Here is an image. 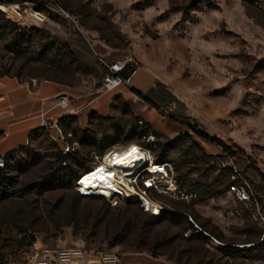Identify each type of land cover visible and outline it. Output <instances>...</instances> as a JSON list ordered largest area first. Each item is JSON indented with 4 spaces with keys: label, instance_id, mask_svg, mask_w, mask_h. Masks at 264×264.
<instances>
[{
    "label": "rangeland",
    "instance_id": "obj_1",
    "mask_svg": "<svg viewBox=\"0 0 264 264\" xmlns=\"http://www.w3.org/2000/svg\"><path fill=\"white\" fill-rule=\"evenodd\" d=\"M7 1L0 5V77L48 79L70 93L86 87L95 97L103 93L106 72L97 55L106 58L109 51L107 61L136 71L128 84L105 93L111 103L102 116L109 119L92 117L83 129L77 119L65 123L70 126H59L63 140L58 142L50 137H57L53 130L38 129L6 159L9 166L0 176V264H23L35 251L67 247L118 253L121 264H153L148 258L264 264V250H244L260 239L255 233L264 229V212L239 202L230 190L233 184L250 196L256 188L264 194V0H204L209 9H202V2L187 8L189 0ZM131 88L161 107L159 97L167 90L181 104L160 114ZM174 108L182 119L170 116ZM143 126L159 136L148 139L131 131ZM189 126L232 147L236 179L228 180V172L201 157L192 164L177 146L164 147L167 139L186 133L204 154L223 155ZM69 128L85 133L76 136ZM131 144L148 149L154 163L163 157L172 169L173 192L160 176L159 191H146L166 210L157 217L143 211L135 197H84L76 181L61 185L56 179L59 158L67 165L75 160L80 176L105 152ZM149 168L159 171L157 165ZM213 190L221 193L199 201ZM249 227L252 234H245ZM220 245L243 251L225 254Z\"/></svg>",
    "mask_w": 264,
    "mask_h": 264
},
{
    "label": "built area",
    "instance_id": "obj_2",
    "mask_svg": "<svg viewBox=\"0 0 264 264\" xmlns=\"http://www.w3.org/2000/svg\"><path fill=\"white\" fill-rule=\"evenodd\" d=\"M105 54H109L105 52ZM99 58L98 62L99 64H102V66L105 67L106 72L102 79V88L103 93L110 92L119 86L126 85L129 82V79L131 75L136 71V69L131 68L126 63H121L117 61H107L108 57L106 55V58H101L97 55ZM131 71V73H130ZM128 75V77H126ZM57 106L64 108L67 106L68 101L66 97L59 96L57 97ZM141 123V121H139ZM44 128L47 131L53 130L57 137L50 136L51 139L55 142L63 140V135L61 133L60 128L57 125V122H49L47 120L41 121V127ZM150 135L147 137L149 139ZM138 153L143 157L141 167L137 170V172L132 177V182L130 183L129 187L123 188V187H110V188H98L95 189V194H91V192L88 193V195L84 194L82 190H80V187L78 186V178L76 181V190L79 192L80 195L84 197H95V196H101L105 194H112L116 196H121L125 198H137L140 202V207L143 209V211L150 213L152 216L157 217L160 215L163 209L159 204L153 203L148 199L147 190H151L152 188L156 191H159L157 183L155 180L156 177L160 176L162 178H167L169 180V183H173L175 187V181L173 180V172L172 169L168 168V166L165 163H157L160 164L164 171L162 173L152 174L149 172V164L154 163L150 160V151L148 149L142 148L141 146H137ZM63 153H66L68 151V147H65V150H62ZM223 158L217 159L216 161H211V165H213L216 168L219 169H229L233 171L234 174H236L235 165L233 163V160L231 157H227L225 154L221 155ZM101 160V159H100ZM100 163V161H97L92 167H90L88 170H94V168ZM5 167V154L0 155V170H3ZM87 170V171H88ZM147 174L146 177L143 175ZM149 174V175H148ZM234 174L231 175L230 178L236 179L237 176ZM142 177L141 180V187L138 186V180ZM174 187L171 188L170 186H167V191L174 190ZM230 190L232 192H235V196L239 202H248L250 200L249 191L242 186L239 188L236 185L231 184ZM149 201V205L147 203ZM158 207V209L155 208ZM154 207V208H153ZM264 221V218H261ZM120 254L113 253V252H103L96 249H89V248H83V247H67V248H61V249H42L39 251L33 252L28 258H26V262L23 264H119ZM8 264H18L14 261L8 263Z\"/></svg>",
    "mask_w": 264,
    "mask_h": 264
},
{
    "label": "crops",
    "instance_id": "obj_3",
    "mask_svg": "<svg viewBox=\"0 0 264 264\" xmlns=\"http://www.w3.org/2000/svg\"><path fill=\"white\" fill-rule=\"evenodd\" d=\"M106 55L111 57L110 52ZM70 92L69 88L48 79L27 82L15 76L0 77V155L24 147L29 135L41 127L42 120L57 122L61 117L71 115L83 129L91 112L102 116L109 109L111 98L105 95L107 92L95 97L86 87L76 93ZM118 92L123 93V90ZM59 96L66 97V107L56 105ZM148 259L153 264H172L162 258Z\"/></svg>",
    "mask_w": 264,
    "mask_h": 264
},
{
    "label": "trees",
    "instance_id": "obj_4",
    "mask_svg": "<svg viewBox=\"0 0 264 264\" xmlns=\"http://www.w3.org/2000/svg\"><path fill=\"white\" fill-rule=\"evenodd\" d=\"M244 1H247V0H244ZM248 1L251 3L254 0H248ZM197 2H202V5L204 7L202 9H209L210 3L207 1H204V0H189L187 8L194 6ZM6 3H8L7 0H0V5H4ZM161 87H163V86L161 85ZM153 89L154 88H151L150 90L152 91ZM130 90L134 93L135 96H137L139 99L143 100L145 103L150 104L160 114H163L166 111V109H168L171 106V104H173V103L181 104L179 102V100H177V98L174 97L167 90L164 91V93H165L164 95H160V97H159V100L162 104V107L159 105H155L151 101V99L147 95L143 94L142 92H140L136 89H133V88H131ZM170 116L173 118H177V119H182L184 117L180 112H177L175 108L171 111ZM92 117H95L97 121H105L106 119H109V118H106L104 116L98 115L96 112H91L89 114L88 121H91ZM70 121H76V118L74 116H71V115L61 117L57 121V125H58V127L61 126L65 130V128H68L70 126L69 124H65V123H69ZM188 128L190 130H192L194 133L202 136L203 138H205L207 140H210L212 143L219 146L222 149L223 154H225L227 157H231L234 155V152L231 150L232 147L227 145L223 141L215 139V138H209L204 133L199 132L193 126H189ZM38 129L46 132V130L44 128H38ZM38 129L34 130L29 135L28 140L30 139V137L33 133L38 131ZM70 130L76 136L77 135H83L85 133V132H81L80 130H77V129H75V130L70 129ZM131 131L133 132L134 135H137L138 137L147 138L149 135H153L155 137L159 136L158 132H156L155 130H151L148 126H143L141 128L134 127L133 129H131ZM1 135H2V133L0 132V136ZM173 146H177L180 149L184 150V152L188 153V155H190V157H191L192 164H197V162H200L198 157H201V159L203 160L201 162H204V160H205L210 167H214L213 165H211V161H216L217 159L223 158L222 156H210V155L204 154L201 150V147L191 139L189 134H186V133L185 134H178V135L172 137L171 139L166 140L164 147H173ZM23 148L24 147H19L15 150L5 154V167L9 166V161L6 159L9 157L15 156V153L18 150L23 149ZM196 153H198V154H196ZM61 162L63 164H61ZM164 162H166V161L164 160L163 157H159L158 160L156 161V163H164ZM73 163H75V160H72V164L67 165V164H65L63 158H59V164L60 165L55 171H56V175H61L58 178H56L59 181V183H61V185L64 184V181H75L78 178L79 171L73 166ZM220 170H221V173H223L224 171L228 172V177H227L228 180L230 179L231 175L234 174L233 171H231L227 168L226 169L225 168L220 169ZM178 171L179 170H177V172ZM185 172H186L185 176H187L188 173L190 172V170L186 169ZM2 174H3V171L0 170V176ZM234 175L237 177L239 176L238 174H234ZM261 176L263 177L262 174H261ZM245 178L248 179L247 176H245ZM248 180H249L250 184H252V181L250 179H248ZM219 193H221L220 190H213V191H208V192L206 191L204 193V195L201 198H199V201H204L206 199L212 198V197L218 195ZM263 195H264L263 192H261L259 189H257V188L254 189V194L252 196H250V200H249V202L252 204L253 209H254L255 204H256L259 207V210L261 212H264ZM1 196H2V194H0V197ZM165 212H166V210L163 211V213H165ZM169 213H171L172 215H175V216H177V215L185 216L184 214H180V213H176V212H169ZM244 233L245 234H252L250 232V227L248 229L246 228V230H244ZM255 234H257V236L260 239L257 240L255 243H253L249 248H244V250H246L248 252H253L254 250H257V251L264 250V229H258L257 233H255ZM203 237L207 239L206 236H203ZM246 239H248V238L246 237ZM219 249L221 252H223L225 254H230V253L236 254L240 251H243L234 245H220Z\"/></svg>",
    "mask_w": 264,
    "mask_h": 264
},
{
    "label": "bare ground",
    "instance_id": "obj_5",
    "mask_svg": "<svg viewBox=\"0 0 264 264\" xmlns=\"http://www.w3.org/2000/svg\"><path fill=\"white\" fill-rule=\"evenodd\" d=\"M142 160L143 157L138 153L137 147L132 144L123 149L107 151L94 170H88L80 174L77 184L86 195L91 191L95 194V189L98 188L129 187L133 181L132 177L141 167ZM151 165L159 167V171L152 174L164 171L160 164L151 163L148 166ZM170 185L172 188L174 187L173 183H170ZM147 203L149 205L150 202L147 201ZM155 208L158 209L156 206Z\"/></svg>",
    "mask_w": 264,
    "mask_h": 264
},
{
    "label": "water",
    "instance_id": "obj_6",
    "mask_svg": "<svg viewBox=\"0 0 264 264\" xmlns=\"http://www.w3.org/2000/svg\"><path fill=\"white\" fill-rule=\"evenodd\" d=\"M130 73H131V71H130ZM126 77H128V75H126ZM60 95H61V94H60ZM93 193H94V192L92 191L91 194H93Z\"/></svg>",
    "mask_w": 264,
    "mask_h": 264
}]
</instances>
